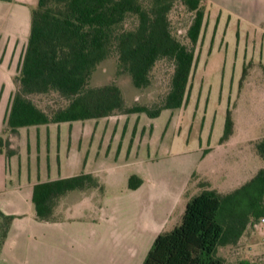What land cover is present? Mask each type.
<instances>
[{"label": "trees", "instance_id": "trees-1", "mask_svg": "<svg viewBox=\"0 0 264 264\" xmlns=\"http://www.w3.org/2000/svg\"><path fill=\"white\" fill-rule=\"evenodd\" d=\"M180 3L192 13L185 32L190 44L173 31L170 12ZM207 18L204 0H38L31 9V29L14 76L15 91L6 115L7 129L71 122L116 114L145 113L154 118L164 109L180 108L188 101L190 79L196 64V45ZM132 19L133 23L127 21ZM114 54L118 72L131 77L133 85L145 88L152 82L161 59L172 62L168 91L154 103L128 104L115 82L90 84L96 66ZM246 74L242 69L240 81ZM241 84V83H240ZM54 92L65 103L50 111L38 106L33 95ZM233 130L230 108L226 111L220 141ZM8 137L0 135V153H15ZM264 158V138L256 142ZM142 179L131 174L128 187ZM88 175L37 183L32 202L35 217L53 221L57 199L76 188L97 186ZM0 248L16 217L0 210ZM264 217V167L240 187L220 194L203 189L192 196L179 224L159 233L142 264H224L217 254L220 245L236 243L249 224ZM241 264H245L243 261ZM246 264H254L247 262Z\"/></svg>", "mask_w": 264, "mask_h": 264}, {"label": "crops", "instance_id": "crops-1", "mask_svg": "<svg viewBox=\"0 0 264 264\" xmlns=\"http://www.w3.org/2000/svg\"><path fill=\"white\" fill-rule=\"evenodd\" d=\"M4 1L10 8L12 17L15 14V19L24 23L31 20V9L38 2ZM204 2L207 6V21L212 22L216 34L224 32L231 22L236 23L239 28L238 25L244 20H248L251 26H256L254 28L264 29V0ZM247 12L252 13L251 16L254 17L245 15ZM225 18L226 23L222 29L221 23ZM257 42L253 41V45ZM258 55L255 53L256 60L264 65V43L258 49ZM127 117L130 116H125L124 119ZM103 118L113 121L112 116ZM119 119L115 118L114 121ZM232 120V133L224 141H220V136L218 142L224 149L231 148V151H234L233 156H237L235 158H239L241 153L245 158V152H248L247 142H256L261 137L253 135V131H236L237 123L233 114ZM83 121L75 120L69 123L65 146L61 143L64 134L57 133L54 136L49 124L25 126L26 133L21 132L22 127L12 135L7 134L4 129L2 134L0 132V135L8 137L10 148L15 150L10 156L5 151L0 153V210L16 216L0 248L3 264H142L155 237L180 223L186 204L192 196L203 189H214L220 194L228 193L243 185L261 168V160L254 143V148L248 153L254 155L259 164L255 166L253 162V168L250 166L246 169L244 166L243 170L241 168L235 172L228 167L222 173H212L206 167H203L204 171L197 170L190 161L189 175L195 168L190 180L175 189L174 184L166 183L163 190V184L150 166L149 154L148 158L144 159L142 153L135 151L131 159L135 163L132 166L135 170L128 171L120 183L117 182L115 187L109 190V187H105V182L93 177V172L104 167L114 174L112 165L118 163L117 157L120 153L125 155L122 165H131L132 161L128 159L131 149L128 145V148L122 151L124 147L121 141L114 150L112 143L103 138L98 144L90 141L85 149L81 134ZM113 137L116 138V135ZM206 143L201 141L194 162H203L212 155L215 146L210 142V137ZM102 146L106 148L104 152ZM64 156L65 159H62ZM113 156L116 159L111 161ZM88 161L92 163L90 169L86 168ZM100 161L107 163L101 166ZM131 174H136L142 179L141 184L134 189L128 187ZM77 175L92 176L98 184L72 189L60 196L54 207L53 221L36 219L32 202L34 185ZM114 179L111 177V183L115 182ZM116 208L124 214V220L118 223L115 230V236L118 235V238L109 241L104 227L110 224V214H114ZM133 212L139 216L135 217L134 224L131 221ZM112 222L114 225V221ZM261 223L264 222L259 221L254 225Z\"/></svg>", "mask_w": 264, "mask_h": 264}, {"label": "rangeland", "instance_id": "rangeland-1", "mask_svg": "<svg viewBox=\"0 0 264 264\" xmlns=\"http://www.w3.org/2000/svg\"><path fill=\"white\" fill-rule=\"evenodd\" d=\"M9 11L7 3L0 0V132L2 134L6 130L7 134L12 135L14 132L7 129L6 115L16 89L14 76L19 73L21 57L31 29V20L27 23L20 19L16 20L15 14L12 17ZM245 15L254 17L248 12ZM170 18L175 34L183 42L190 44L185 32L191 22L192 13L177 3L170 12ZM248 22V20L242 21V24L238 25L239 28L234 22L228 23L225 31L222 30L224 32L216 34L212 22L207 21L206 18L195 49L197 60L192 71L189 97L185 105L176 109H164L154 118L140 113L113 115V121L115 118H120L118 121L115 120L116 122L103 117L86 119L81 127L82 143L85 144V149L88 148L90 141L98 144L103 138L112 143L114 150L121 141L124 147L122 151H125L129 145L131 155L128 159L130 160L135 151L142 153L144 159H147L149 154L150 166L163 184L161 188L163 190L166 183L174 184V189L180 184H185L190 180L195 168L204 171L206 167L209 172L222 173L228 167L237 172L241 168L243 170L244 166L246 169L250 166L253 168V162L255 166L258 165V159L248 152L254 148V143L264 138V65L257 61L255 56V53L258 55V49L264 43V37H262L264 29L254 28L256 26H251ZM127 23L130 25L133 20L130 19ZM224 23L226 18L221 23L222 29H224ZM253 41L258 42L253 45ZM243 68L246 74L240 81ZM172 71V62L161 59L153 69L151 84L145 88H137L133 85L129 74L118 72L117 59L112 54L96 66L91 75L90 84L99 86L115 81L120 86L128 104L139 102L154 105L168 91ZM32 97L38 106L49 111L65 103L54 92L36 94ZM228 108L236 119V131L246 133L253 131V135L261 137L256 142H247L248 152H245V158L242 153L239 158H235L237 156H233L234 151L232 152L231 148L224 149L218 142L224 131ZM125 116L130 117L124 119ZM69 123L49 124L54 136L57 133L64 134V142H61L64 146L68 128H70ZM21 132L26 133V128L22 127ZM113 135H116V138ZM209 137L210 142L215 146L212 155L203 162H194L201 141L207 144ZM102 149L104 152L106 148L102 146ZM256 152L261 160L259 165L264 167V158L259 155L257 149ZM114 159L116 158L113 156L111 161ZM124 159L125 155L120 153L117 157L118 163L112 165L114 174L100 167L98 171L93 172V177L105 182L107 185L105 187H109V190L113 189V186L115 187L117 182L120 183L121 178L128 171L135 170L132 167L135 164L132 160L131 165H122ZM190 161L195 168L189 175ZM106 163L100 161L99 165ZM91 166L92 163L88 161L86 168L90 169ZM247 176H249L248 173ZM111 177L115 178L114 183H111ZM110 215V224L105 225L104 231L107 233V239L112 241L118 238V235L115 236V230L118 223L124 220V214L116 208L114 214L111 212ZM135 217L139 216L134 215L133 212L131 217L133 224ZM1 230L0 228V243ZM263 238L264 223L257 226L249 224L248 229L236 243L220 245L217 254L224 258V264H241L243 261L245 264L247 262L264 264ZM0 264H3L1 259Z\"/></svg>", "mask_w": 264, "mask_h": 264}, {"label": "built area", "instance_id": "built-area-1", "mask_svg": "<svg viewBox=\"0 0 264 264\" xmlns=\"http://www.w3.org/2000/svg\"><path fill=\"white\" fill-rule=\"evenodd\" d=\"M260 221H261V222H264V217H262V218L260 219ZM263 240H264V238H263Z\"/></svg>", "mask_w": 264, "mask_h": 264}]
</instances>
